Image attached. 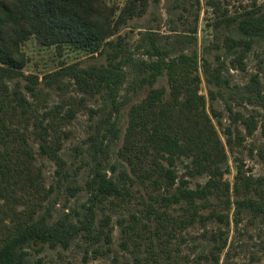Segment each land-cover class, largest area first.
<instances>
[{"label": "trees", "instance_id": "obj_1", "mask_svg": "<svg viewBox=\"0 0 264 264\" xmlns=\"http://www.w3.org/2000/svg\"><path fill=\"white\" fill-rule=\"evenodd\" d=\"M190 1L189 7L185 4L182 7L194 17V27L183 29L170 40L168 35H161L147 25L139 37L131 41L130 37L118 34L119 30L129 20L146 13L148 0H127L118 13L116 7L108 6L104 0H0V114L7 116L9 106L11 116L17 112L24 116L27 110L32 114L29 133L38 140L39 154L56 164L57 177L50 192L64 187L73 196L79 188L66 184L71 174L67 162L58 153L63 146L62 139L70 135L62 126L70 123L75 109L70 105L61 114L63 105L56 104L44 111L39 119L31 103L20 92L17 81L12 89V99L8 100L11 91L8 82L22 76L21 69L26 62L21 45L34 36L46 47L67 44L97 54L94 59L104 58L103 62L95 61L85 67L61 66L44 78L45 84L50 86L58 85L68 76L74 90L81 94L70 98L78 104H85L87 99L100 101L95 108L88 109L94 124L93 133L87 139L85 164L90 173L84 183L88 197L83 204L82 218L72 221L64 216L53 220L51 210L57 199L56 193L54 197H46L45 203L35 196L28 197L30 202L24 203L27 207L13 210L9 224L3 225L0 264H27L25 248L36 243L67 247L77 237H90L93 232L102 236L106 243L111 242L109 217L105 215L96 221L97 208H102L101 204L106 201L124 200L131 190L144 189L147 182L164 190V194L145 190L150 199L146 204L149 215H158L160 206L167 209L176 204L175 210L180 214L188 213V223L214 216L224 220L219 210L231 208L236 216L248 211L252 216L264 217L261 178L246 175L238 165L233 185L223 180L222 165L226 162V153L204 111V98L198 94V57L196 52L184 51L195 41V23L200 14L199 0ZM173 2L174 6L182 5L181 0ZM208 4L214 14L210 23L212 38L220 41L227 53L234 56L232 61L243 69L244 57L257 42L263 44L264 55V4L235 13L214 2ZM178 18L186 21V16L179 15ZM201 66L209 82L223 83L219 66L212 69L208 61H203ZM164 76L168 88L159 83ZM259 84L255 75L238 89H242V96L249 103L264 108ZM27 88L30 92L34 90L33 86ZM227 109L232 111L229 106ZM124 110L128 116L125 124L121 120ZM24 118L28 120L29 117ZM241 119L248 133H253L255 117L241 116ZM0 131L4 152L9 136L22 134L20 130L11 132L15 129L2 120V116ZM121 134L123 144L117 155L127 166L118 159L112 163L110 157L111 146ZM20 139L24 141V136ZM19 147V152L29 157L27 150ZM182 154L191 158L193 168L187 170L190 177L209 174L204 184L197 183L195 188H190L184 179L178 184L175 182L177 175L171 166ZM162 159L167 167L161 164ZM79 170L75 169L74 173ZM27 179L35 193L40 194L29 170ZM182 220L186 222L187 219L180 217ZM225 221H229L228 214ZM225 245L226 239H223L221 243L216 241L213 248L219 252Z\"/></svg>", "mask_w": 264, "mask_h": 264}, {"label": "rangeland", "instance_id": "obj_2", "mask_svg": "<svg viewBox=\"0 0 264 264\" xmlns=\"http://www.w3.org/2000/svg\"><path fill=\"white\" fill-rule=\"evenodd\" d=\"M108 6L116 7V13L124 6L127 0H104ZM200 14L195 23V41L187 48L186 53L196 52L198 57L197 73L200 77L198 94L204 98V111L213 125L226 153V162L222 165L223 180L232 186L235 181L237 166L240 165L246 175L262 179L264 189V108L251 104L242 96L243 85L250 81L252 76H257L260 92L264 96V55L263 44L257 42L243 59V69L232 61L234 56L227 53L221 42L212 38L211 21L214 18L210 2L219 4L221 8L230 13L263 5L264 0H199ZM190 0H181L182 5L174 6L173 0H148L146 13L134 17L119 30L120 35L130 37L135 41L140 31L149 25L161 35H168L172 40L175 34L183 29L194 27V17L183 10V4L190 6ZM179 15L186 16V21L180 20ZM185 23V24H184ZM175 29V30H172ZM25 65L21 69L22 76L8 82L10 101L12 89L17 81L20 92L31 103L41 118L42 113L56 104H61L63 114L70 105L75 109V116L70 123L62 126L69 130L70 135L62 139L63 146L59 154L67 162L71 177L66 184L79 187L72 196L70 192L61 187L59 190L49 191L56 181V164L47 156L39 154L38 140L29 133L32 125V114L27 110L24 116L17 112L11 116V106L7 116L1 115L2 120L21 135H10L5 151L0 140V236L4 233V226L9 224L12 211L24 209L29 203L28 197L35 196L42 203L46 197L56 195L54 206L51 210L52 219L68 216L72 221L82 218L83 204L86 203L88 194L84 183L89 177V166L86 163L87 139L93 133L94 119L89 108L99 104L94 99H87L85 104H78L71 97L81 94L74 90L71 79L65 76L60 83L46 85L44 78L47 74L56 71L61 66L77 65L85 67L95 61L103 62L104 58H96L83 49H75L64 44L60 47L41 45L34 36L29 37L22 45ZM203 61H208L210 68H221V85L209 82L202 69ZM35 80V81H33ZM159 83L168 88L166 76L159 79ZM33 86V92L27 88ZM33 93V94H32ZM243 101V102H242ZM16 105L15 101H11ZM232 111H229L227 107ZM253 115L256 127L253 133H248L241 116ZM29 117L25 120L24 117ZM8 117L12 118L9 119ZM128 116L126 110L121 114L125 124ZM45 124L46 121H43ZM1 133V131H0ZM24 136V141L20 138ZM20 137V138H19ZM123 144V134L116 144L111 146V162L120 160L126 165L123 158L117 155ZM19 146L27 150L29 157L19 152ZM2 152L6 154L4 157ZM191 158L181 155L174 159L171 166L176 172L175 182L181 179L187 181L190 188H195L197 183L204 184L209 179V174L204 173L195 177L187 174L188 168H193ZM125 161V162H124ZM164 167L168 164L160 160ZM80 170L74 173L75 169ZM31 173L33 182H37L40 194L35 193L34 187L27 179V172ZM118 167L115 169V173ZM152 182H147L144 189H133L124 200L113 199L104 202L102 208L96 210V221L100 217H109L111 242L106 243L102 236H79L67 247L33 244L25 248L27 251V264H264V217H255L248 211H243L236 216L234 209L222 210L220 215L224 220L211 218H197L193 223H188V213L180 214L176 204L169 208L160 206L158 215H149L146 204L150 203L145 190L153 194H164L163 187H154ZM163 184V180L160 183ZM264 192V191H262ZM56 193V194H55ZM18 196V197H17ZM45 197V199H44ZM164 211V213H163ZM180 214V216H179ZM228 214V222L225 215ZM187 219L186 222L180 221ZM96 236V237H95ZM226 239L225 247L217 252L213 245ZM214 255V256H213ZM217 258V260H215Z\"/></svg>", "mask_w": 264, "mask_h": 264}]
</instances>
